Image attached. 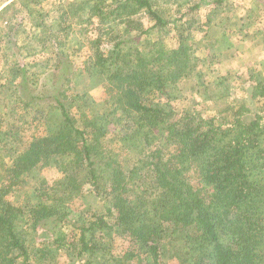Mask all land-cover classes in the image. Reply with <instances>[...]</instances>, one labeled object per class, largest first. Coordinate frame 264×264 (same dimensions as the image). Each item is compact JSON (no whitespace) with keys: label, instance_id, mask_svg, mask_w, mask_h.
<instances>
[{"label":"trees","instance_id":"obj_1","mask_svg":"<svg viewBox=\"0 0 264 264\" xmlns=\"http://www.w3.org/2000/svg\"><path fill=\"white\" fill-rule=\"evenodd\" d=\"M13 1L10 25L0 33V42H6L0 62L8 67L9 80L0 84V142L14 156L12 164H2L13 177L5 192L23 183L33 168L51 163L63 176L53 184L39 182L38 201L25 207L33 226H49L46 235L54 232L42 241L17 233L21 211L0 194V264H162L177 253L184 258L181 264H264V76L249 73L247 99L231 96L228 85L227 97L216 96L224 79L210 73L212 59H200L198 47L189 44L194 40L188 41L206 26L205 38L213 39L209 46L231 45L228 26L217 36V20L232 22L225 15L231 8L226 0H60L49 8L54 32L40 22L49 16L41 11L47 0ZM25 17L46 30L40 47L56 48L54 56L35 63L21 57L17 32L24 35ZM76 22L94 24L97 33L88 40L93 51L85 62L92 65L80 76L66 51ZM158 28L173 31L178 46L159 45L162 39L153 35ZM148 48L156 56L143 64ZM33 67V77L43 75L44 84L27 79ZM194 72V101L178 110L167 83ZM95 74H105L108 89L97 101V113L83 106L96 86L85 91L75 86L78 76ZM11 84L20 92L9 94ZM200 91L208 100L225 96L227 106L200 107ZM3 94L15 98L2 104ZM78 99L82 105L76 107ZM246 115L254 118L248 122ZM112 122L119 126L114 136ZM145 127L161 140L151 146ZM35 128L39 133L26 139ZM196 160L203 165L204 193L187 180ZM82 197L92 198L85 209L72 208ZM191 225L198 233L189 231ZM176 247L181 249L173 251Z\"/></svg>","mask_w":264,"mask_h":264},{"label":"rangeland","instance_id":"obj_2","mask_svg":"<svg viewBox=\"0 0 264 264\" xmlns=\"http://www.w3.org/2000/svg\"><path fill=\"white\" fill-rule=\"evenodd\" d=\"M59 1L60 0L46 1V3L42 6L43 9H41V11L42 13L49 11V16L45 20L44 18L40 17V22H43L44 25L48 26H50L52 23H55L56 25V21L54 19L55 16L52 12L53 9L49 8H55ZM13 2V0H8L0 5V33L5 32L10 25L8 24L7 20L10 16H12L11 12L13 10L11 7H14ZM225 2L231 7L230 9H226L227 13H225V15H228V17L231 16L232 22L228 23L224 21L225 19L217 20L221 26V29H218L220 34L217 35V33L213 31L211 35L222 36V28L226 29V26H228V28L232 31V33L229 34V39L232 41L231 45H229V47H227L228 45L222 46L221 44H217L216 47H213L212 44L209 46L208 41L212 43L213 39H211V37L205 38V32L207 29L206 26L202 28V31L198 32V29L195 36L190 38L188 41H191V39L192 41L194 40V42H189V44L192 47H198L197 55L200 57V59H205L206 63L208 60L212 59L213 66L211 69H213V72L210 73L214 74L215 77H221L224 79L222 82V87L216 88V96L217 94L219 96L223 94L226 96L227 91L225 90V87L228 85L232 86L231 96L235 95L247 99L248 97H246V94L249 92V85L252 84H249V73L260 72V77L264 76V0H226ZM16 6L19 5L17 4ZM5 7L9 8L5 9ZM3 9L5 10L3 11ZM91 9L92 5H89L86 8V17L90 16ZM204 13H207V10ZM56 14L58 13L56 12ZM36 20L37 17L35 18V21ZM30 22L31 20L25 17V20L22 23V30L25 31L24 35L21 33L20 29L17 32V34H19V38L21 35L22 38L16 50L21 53V57L25 59V62L28 61L30 63L37 62L39 58L42 60L44 58L54 56V51L56 48L41 49L40 47V37L46 30L42 27H39L38 25H32ZM83 25L85 26H81L78 22L74 24L73 28L70 30L69 37L67 38L70 40V43L68 42L69 49H65L68 51V61H72L74 65L76 63L79 76L84 72L85 67L88 69V65H92L90 62H85L88 55H90V53L93 51V45H90L88 40L95 37L97 34L94 30V24L87 25L84 23ZM49 30H51V32L55 31L53 28H51V26ZM153 35L157 36L159 39H162L159 45H166L167 48H175L178 46L175 39L176 37H174V32H169L167 28L155 29ZM104 39L105 38H103L102 44L106 43ZM5 43L6 42L1 41L0 46H3ZM50 44L52 43H48L46 45ZM102 44L101 47H103ZM12 47L13 45L10 47V49H12ZM52 49H54V51ZM155 49H157L156 46ZM12 52H14V49H12ZM145 53L147 56V61H143V64H147L149 60H153V57L156 56H154V52L151 48L146 49ZM62 58L65 61L66 55L63 54ZM206 63L204 62V64ZM5 70L8 71V67L0 62V84L8 85L9 80L5 76L7 74V71ZM198 70L202 71L203 68H197L196 71ZM207 70L204 68V74L206 76L209 74V71ZM28 71L29 72L26 74V76H28L27 79H33V76L37 72V67L30 68ZM104 72L107 74V70ZM105 74H95L94 77L90 78L78 76L75 80V86L78 90L85 91L89 86H96L95 88L89 90L91 96H85L83 98V106L87 108L89 112L92 111L93 113H97L100 111L98 106V103L100 102L97 103V101H100L102 98L104 99L105 93L108 92V89H106V84L102 82L105 80ZM40 77L34 78L37 79L35 86L44 84V78ZM196 83V72H194V74L187 79L185 78L176 82L169 81L167 83L168 89L171 91L174 97L173 105L176 106L178 110H181L183 106H190L193 103L194 99L192 97L196 95L195 93L198 89ZM15 88L18 92H20L16 85L11 84L8 93L11 94ZM200 90L203 89L201 88ZM5 94H3L4 99L1 100L2 104L9 103L10 99L15 98V96L7 98L5 97ZM197 97V99L202 103L200 107L206 106L211 110L215 109L218 105L220 107L224 105L227 106L228 104V99H224V97L222 100H208V96H206L204 91H200ZM224 100L226 103H224ZM248 103L251 104L252 102L248 100ZM80 104L82 105V102L80 99H78L76 100V104L74 106L79 107ZM72 111L74 110L72 109ZM253 118V115H248L245 117L246 121L248 122ZM114 124L115 123L112 122L108 125L111 131V136H114L119 129V126H115ZM141 130L143 131L147 142L152 144L151 146L161 140V135L158 132L148 127L142 128ZM39 131V128H35L32 131H29L25 138L27 139L33 133H39ZM122 131L123 130H121L120 133H122ZM3 143L5 142H0V194L3 195L4 199L8 203H11L15 209H20L21 211V214H19L15 221L16 231L22 237H25L28 233L29 238L35 237L40 241L43 239H48V237H52L54 232L52 231L50 235H46L44 234V231L49 230V226H33V219L29 216V214L25 215V207L32 202H36V200L38 201L35 188L39 182L46 180L49 184H53L55 181L59 180L63 174L55 163H51L50 166L44 167L41 170L33 168L30 171L28 178H25L23 183H21L19 186H15L6 193L5 190L7 189L9 183L13 180V177L9 173H5V171H3L2 164H12L14 162V156L9 148L2 146ZM202 176V161L196 160L188 173L187 180L193 186L195 191H199L200 193H204L205 189H207L205 184H203ZM138 191L140 192V190ZM25 194L28 196L24 197ZM91 199L92 198L89 199L86 197L78 198L74 201L73 207H71L81 211L85 209L87 203H89ZM189 231L192 234L198 233L197 226L191 225L189 227ZM179 249L181 248L176 247L173 249V251H178ZM172 253L175 255L174 252ZM62 255L64 256V253H62ZM183 259L184 258L182 254L177 253L175 258H165L162 261V264H181Z\"/></svg>","mask_w":264,"mask_h":264},{"label":"crops","instance_id":"obj_3","mask_svg":"<svg viewBox=\"0 0 264 264\" xmlns=\"http://www.w3.org/2000/svg\"><path fill=\"white\" fill-rule=\"evenodd\" d=\"M246 116H248V115H246ZM246 116H245V117H246Z\"/></svg>","mask_w":264,"mask_h":264}]
</instances>
